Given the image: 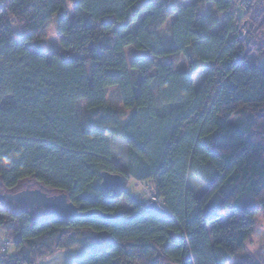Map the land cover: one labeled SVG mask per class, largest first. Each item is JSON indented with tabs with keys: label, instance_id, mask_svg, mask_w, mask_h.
<instances>
[{
	"label": "trees",
	"instance_id": "1",
	"mask_svg": "<svg viewBox=\"0 0 264 264\" xmlns=\"http://www.w3.org/2000/svg\"><path fill=\"white\" fill-rule=\"evenodd\" d=\"M65 1L0 2V229L14 247L0 264H39L73 248L85 255L70 264H229L264 215L258 0H72L73 20ZM56 17L61 51L47 52ZM170 19L167 46L160 31ZM109 90L123 111L109 106ZM156 99L171 108L159 113ZM102 173L122 175L124 187L104 191ZM130 182L150 183L168 215L146 214ZM27 184L123 222H54L5 198ZM263 253L236 264H264Z\"/></svg>",
	"mask_w": 264,
	"mask_h": 264
},
{
	"label": "rangeland",
	"instance_id": "2",
	"mask_svg": "<svg viewBox=\"0 0 264 264\" xmlns=\"http://www.w3.org/2000/svg\"><path fill=\"white\" fill-rule=\"evenodd\" d=\"M194 0H186L187 4L192 3ZM259 3H262V7L260 8V11L262 12L264 10V0H258ZM1 2V0H0ZM69 18L70 20H73L74 14H73V1L72 0H66L65 1ZM173 19H170L165 26L161 29V37L164 43L168 46L170 45V24ZM59 29H58V17H56L52 23L46 28L45 31V37L42 39V46L47 52H57L61 51V47L59 44ZM207 73V70H201L198 72L197 76L194 78V86L196 89H198L203 81V78L205 77ZM107 99L108 104L111 108L117 110V111H123V108L119 102L117 92L115 90H109L107 91ZM13 100L11 97H6L3 100L2 105L3 106H10L12 105ZM156 107L159 111V113L163 114L166 111H168L171 106H164L159 103V101L156 99ZM114 162L119 165L120 167L124 168L125 166V148L124 145L121 142H116L114 145ZM7 167V163L0 161V169ZM30 184L21 186L20 190H35L37 189V186L29 187ZM188 186L191 190H193L197 196L202 195L206 188L204 185H202L196 178L190 177ZM140 184L134 185L133 182H130L127 187L126 191L135 196L138 193H142ZM152 193V190H151ZM49 195H52L49 193ZM138 200V199H137ZM145 203V202H144ZM13 209H17L16 206H12ZM233 210V208H230L226 211V213L223 215V217L220 218V223L224 224L227 222V218L230 214V212ZM264 249V215L262 211H259L254 219V234L253 236L246 242L244 251L237 254V256L232 260L229 264H236V261L245 260L248 257H253L257 255L259 252ZM82 250L76 249L72 252H69L67 254H64L63 252H59L60 256H56L51 259V264H62V262L68 260L71 258V260H82L84 256H81ZM1 253H7L8 255L12 256L14 254V247L12 244L7 243L5 240L4 232L0 229V254ZM63 253V254H61ZM264 254V253H263ZM56 255V254H55ZM81 256V257H80ZM264 256V255H263ZM73 258V259H72ZM62 259V260H61Z\"/></svg>",
	"mask_w": 264,
	"mask_h": 264
},
{
	"label": "water",
	"instance_id": "3",
	"mask_svg": "<svg viewBox=\"0 0 264 264\" xmlns=\"http://www.w3.org/2000/svg\"><path fill=\"white\" fill-rule=\"evenodd\" d=\"M124 185L125 182L122 175L101 174V188L104 191L121 190ZM49 193L45 192L43 187H39L35 190H24L15 195H6L5 198L30 212L42 209L46 212L44 218L54 222L65 223L78 222L80 220L92 221L95 219L103 221L105 225L117 221L123 222L119 215H107L98 210L78 213L75 207L68 202L66 195L61 193H51L52 195H49ZM132 199L144 208L146 214L161 217L168 215V212L156 203L146 204L137 200L135 196Z\"/></svg>",
	"mask_w": 264,
	"mask_h": 264
},
{
	"label": "built area",
	"instance_id": "4",
	"mask_svg": "<svg viewBox=\"0 0 264 264\" xmlns=\"http://www.w3.org/2000/svg\"><path fill=\"white\" fill-rule=\"evenodd\" d=\"M262 7V3H259V1L254 5L253 11H260V8ZM248 21L246 20L244 24L242 25V33L245 34L246 32V25ZM141 191L142 193H138L136 195V199L139 201L145 202L146 204H151V203H156L160 207H164L163 203L158 200L152 193H151V184L150 183H145V184H140Z\"/></svg>",
	"mask_w": 264,
	"mask_h": 264
},
{
	"label": "crops",
	"instance_id": "5",
	"mask_svg": "<svg viewBox=\"0 0 264 264\" xmlns=\"http://www.w3.org/2000/svg\"><path fill=\"white\" fill-rule=\"evenodd\" d=\"M77 248H73V249H71V250H68V251H64L63 253L64 254H67V253H69V252H72V251H74V250H76ZM80 250V249H79ZM82 253H81V256H84L85 255V251H81ZM63 253H61V254H63ZM60 256V254H56V255H54V256H52V257H50V258H47V259H45V260H43V261H41L39 264H51V259L52 258H54V257H56V256ZM80 256V257H81ZM73 259V258H72ZM62 260V259H61ZM72 262V260H71V258L70 259H68V260H66V261H64V262H62V264H70ZM59 264V263H58Z\"/></svg>",
	"mask_w": 264,
	"mask_h": 264
}]
</instances>
